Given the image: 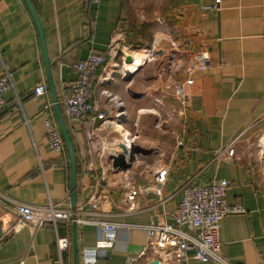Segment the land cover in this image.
Listing matches in <instances>:
<instances>
[{
	"label": "crops",
	"instance_id": "0c3cea01",
	"mask_svg": "<svg viewBox=\"0 0 264 264\" xmlns=\"http://www.w3.org/2000/svg\"><path fill=\"white\" fill-rule=\"evenodd\" d=\"M30 2L44 32L58 99L63 85L77 79L75 63L92 53L109 52L120 29L132 20L131 8L142 11L140 19L133 16L128 38H139L134 31H144L143 42L154 41L165 49L173 44L175 59L169 56V66L175 60L177 68L167 75L164 59L168 55L159 48L160 61L141 67L125 80L115 64L119 60L110 59L97 76L94 100L109 119H114V112L108 111L105 94L123 103L122 129L108 128L104 120H96L88 129L84 121L68 120L60 108L76 157V210L84 212L85 220L119 225L117 231L103 232L96 224H85L74 233L73 224L59 222L57 231L48 224L14 233L17 218L12 207L17 203L74 209L72 172L67 146L59 154L47 142L46 119L57 113L55 106L45 109L54 102L37 23L25 0H0V79L9 74L14 85L4 96L6 106L0 115V264H125L147 245L144 227L169 221L182 200L183 185L199 179L227 180L229 204L245 210L223 221L220 240L225 259L230 264H264V152L260 146L264 137V0H180L169 19L174 21V35L167 31L166 0H101L99 5L89 0ZM217 4L220 10L214 8ZM203 51H208L212 65L197 72L194 83L185 87L189 106L184 112L176 99L177 89L187 80L188 63ZM40 84H46L49 92L34 98L32 91ZM168 135L175 140L174 146L167 144ZM125 136L137 137L132 143L138 153L131 169L115 170L114 155L106 143ZM228 147L235 150L233 157L228 156ZM115 151L121 153L119 147ZM162 166L168 169L163 195H138L135 208L129 210L126 182L153 187V172ZM102 173L107 179L97 189ZM93 194L94 207L87 205ZM58 238L70 240L69 250L61 257ZM182 264L209 263L188 253Z\"/></svg>",
	"mask_w": 264,
	"mask_h": 264
},
{
	"label": "built area",
	"instance_id": "2783aa9c",
	"mask_svg": "<svg viewBox=\"0 0 264 264\" xmlns=\"http://www.w3.org/2000/svg\"><path fill=\"white\" fill-rule=\"evenodd\" d=\"M89 1L94 5L101 3V0ZM214 8L220 10L219 4ZM115 44L112 43L106 55L92 53L86 60L74 64L73 69L77 74V79L72 83L63 85L62 95L58 99V105L68 120L84 121L88 129L96 123V120H104L102 124L106 127L116 129L113 125L118 124L122 129V122L125 121L126 117L123 103L111 94H105L109 104L108 111L110 113L114 112V119H109L105 113L101 112L100 104L94 100V90L99 72L104 71L110 59L118 54ZM148 52L150 57L143 60L142 65H136L133 59L132 63H127L125 52H121V75L124 78L129 74L134 75L141 67L150 62L154 52H152V49ZM211 65L208 51L199 53L190 61L186 69L187 80L177 89L176 97L184 112L189 106V96L185 87L194 83L193 77L197 72L206 71L211 68ZM13 89L12 79L9 74H6L0 79V115L6 106L4 96ZM32 92L34 98H40L46 96L49 90L46 84H40ZM54 106V103H50L45 106V109L48 111ZM46 130L49 147L56 153H64L66 143L54 113L46 119ZM92 138L93 134L89 133L90 142ZM135 138V136H125L121 141L112 139L107 141L106 144L108 150H111V154L117 155L115 150L118 147L120 149L119 143L126 145L131 150L132 141ZM182 140L183 135L178 136L179 144ZM260 146L262 152H264V137L261 139ZM226 150L228 156L233 157L235 155V150L232 147H228ZM104 152V148H102V153ZM106 176V173H102L100 180L97 182V189L100 188L102 182L106 181ZM153 177L155 185L148 188L136 187L130 182H126L129 210L135 208L134 203L138 195L147 196L150 193L159 197L163 195V187L168 178V169L163 166L157 167L153 172ZM228 189L229 183L224 179H213L209 182L199 179L198 182L185 183L181 189L182 200L178 208L170 214L169 221L145 226L144 229L148 234L147 245L138 255H130L125 264H143L146 262L150 264L156 259L160 264H182L187 259L188 253H193L195 258L203 263L230 264L223 255V246L220 240L223 221L227 216L243 214L245 210L229 204L227 200ZM95 203L96 197L93 194L87 205L94 207ZM12 211L17 218L12 227L14 233L19 232L26 226L38 228L48 224L52 225L57 231L59 222L76 224L77 226L96 224L102 228L103 232H114L119 227V225L111 222L85 220L81 217L84 212H78L76 208L73 210L61 209L53 204L34 206L17 203L12 207ZM57 240L58 252L61 257L63 252L69 250L70 240L68 238H58Z\"/></svg>",
	"mask_w": 264,
	"mask_h": 264
},
{
	"label": "rangeland",
	"instance_id": "374dc122",
	"mask_svg": "<svg viewBox=\"0 0 264 264\" xmlns=\"http://www.w3.org/2000/svg\"><path fill=\"white\" fill-rule=\"evenodd\" d=\"M166 1H167V7L164 10H165V12L167 14V18H166L167 19V21H166V23H167V31L171 32V34L174 35V33H173L174 30H172V28L174 26V21L171 22V20H169V19H171V17H173L172 16V11L174 10V7H173L174 6V3H179L180 0H166ZM156 8H158V7H156ZM141 11L142 10L139 9V8H133V9L131 8L129 10V18L132 19L131 21H133V19H135V18H133V16H135L136 19L137 18L140 19V13H141ZM160 11H161V16L163 17L164 16L163 13H162L163 12V8H161ZM149 14H150L149 15L150 16L149 18L152 19L153 9H150L149 10ZM131 21L128 22V25H125L126 27H123V28L120 29V33H119L120 35H118V38L116 40L115 47L117 49L116 51L118 52V54H116V56L114 57V59L116 58L117 61L119 60V63L115 61V64H118V66H117L118 70H120V65L122 64V62H121V59H122L121 52H123V51L124 52H127V51H141V50H147V51H149V50L152 49V52H154L153 53L154 56L152 57V59L150 60V62H148L146 65H148V64L150 65V64L154 63L155 61H160V56H161L160 55V49H159V48H161V47H159L160 45H158L157 43L154 44L153 43L154 41H150L151 42L150 43L147 39H146V42L147 43L146 42H143L142 41V38L140 37L141 34H142L140 31H134V34H135L134 36H138L139 38H135L134 37V39L132 41L130 40L131 37H130V39L128 38L129 31L132 30L131 27H134V24ZM149 25H151L150 26V30H151L152 24H149ZM149 34H150V32H149ZM153 45H155V46H153ZM171 48H174V45L173 44H169V46L167 47V49L161 48V49H163L161 51L164 52V49H165L166 50L165 52L168 55V57H165V59H164L165 65L167 66V75L168 76H171V71H172L171 68L172 67L177 68V65H176L175 60H170L171 66H169V56H171L170 59H175L174 58V55L172 54ZM146 65L143 66V67H146ZM172 74H174V73L172 72ZM116 75H118V74H116ZM119 75H120V73H119ZM177 78H179V74H177ZM167 139H168L167 144L169 146H174L175 145V140L171 137V135H168ZM259 140L260 139H258V142H259ZM256 142H257V140H256ZM133 147L134 146H132V148ZM263 166H264V164H263Z\"/></svg>",
	"mask_w": 264,
	"mask_h": 264
},
{
	"label": "water",
	"instance_id": "95a60500",
	"mask_svg": "<svg viewBox=\"0 0 264 264\" xmlns=\"http://www.w3.org/2000/svg\"><path fill=\"white\" fill-rule=\"evenodd\" d=\"M25 2L27 3L36 23L37 26L39 28L40 31V35H41V41H42V46L44 49V55L46 58V64H47V70H48V76H49V85H50V91L53 97V102L55 104V109H56V113H57V119L66 143V146L68 148V151L70 153V157H71V172H72V178H71V189H72V205L73 208H76V180H77V169H76V157H75V151H74V146L72 144V140L70 138V135L68 133V130L66 128L60 107L58 105V98H57V92H56V88L54 85V81L52 79V75H51V69H50V64L48 61V56H47V52H46V42H45V38H44V32L41 26V23L39 21V18L30 2V0H25ZM127 63H132V59L128 58L127 59ZM133 75H128L125 80H127L128 78H132ZM120 149H121V153L114 155L111 157V160L113 162V168L115 170H122V171H127L129 169L132 168V163L135 161V155L138 153V151L136 149H131L129 150L128 147L126 145H120ZM73 231L74 233H76L77 230V225L73 224ZM74 250H75V256L77 257L78 254V249H77V245H76V238L74 237ZM77 263V262H76ZM150 264H160L159 261L153 260Z\"/></svg>",
	"mask_w": 264,
	"mask_h": 264
},
{
	"label": "bare ground",
	"instance_id": "6f19581e",
	"mask_svg": "<svg viewBox=\"0 0 264 264\" xmlns=\"http://www.w3.org/2000/svg\"><path fill=\"white\" fill-rule=\"evenodd\" d=\"M148 53L149 52L147 50L127 51V52H125V55L127 56V59L128 58L133 59L135 61L136 65H142V61L145 59H148L150 57ZM113 127L116 129H120V126L118 124H114Z\"/></svg>",
	"mask_w": 264,
	"mask_h": 264
},
{
	"label": "trees",
	"instance_id": "16d2710c",
	"mask_svg": "<svg viewBox=\"0 0 264 264\" xmlns=\"http://www.w3.org/2000/svg\"><path fill=\"white\" fill-rule=\"evenodd\" d=\"M141 32H142L143 35H146V34H144V31H141ZM142 34H141V35H142Z\"/></svg>",
	"mask_w": 264,
	"mask_h": 264
}]
</instances>
